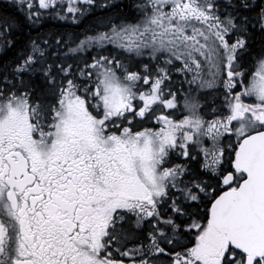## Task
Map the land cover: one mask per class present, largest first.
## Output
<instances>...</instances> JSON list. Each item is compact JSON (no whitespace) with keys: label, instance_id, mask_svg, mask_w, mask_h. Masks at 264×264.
<instances>
[{"label":"snow or ice","instance_id":"6c2138e0","mask_svg":"<svg viewBox=\"0 0 264 264\" xmlns=\"http://www.w3.org/2000/svg\"><path fill=\"white\" fill-rule=\"evenodd\" d=\"M0 264H264V0H0Z\"/></svg>","mask_w":264,"mask_h":264}]
</instances>
